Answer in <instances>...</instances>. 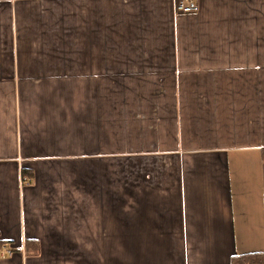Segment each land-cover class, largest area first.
<instances>
[{
  "label": "crops",
  "instance_id": "0c3cea01",
  "mask_svg": "<svg viewBox=\"0 0 264 264\" xmlns=\"http://www.w3.org/2000/svg\"><path fill=\"white\" fill-rule=\"evenodd\" d=\"M179 1L0 0V264L264 254V0Z\"/></svg>",
  "mask_w": 264,
  "mask_h": 264
},
{
  "label": "trees",
  "instance_id": "16d2710c",
  "mask_svg": "<svg viewBox=\"0 0 264 264\" xmlns=\"http://www.w3.org/2000/svg\"><path fill=\"white\" fill-rule=\"evenodd\" d=\"M24 175L26 172H23ZM11 242L0 241V250L6 247ZM27 256H39L41 254V248L39 246V241L35 239L26 240V244L23 247ZM230 264H264V254L262 252L246 253L243 255L234 256Z\"/></svg>",
  "mask_w": 264,
  "mask_h": 264
},
{
  "label": "built area",
  "instance_id": "2783aa9c",
  "mask_svg": "<svg viewBox=\"0 0 264 264\" xmlns=\"http://www.w3.org/2000/svg\"><path fill=\"white\" fill-rule=\"evenodd\" d=\"M198 5L194 0H181L178 2L175 11L181 15L194 14L197 12Z\"/></svg>",
  "mask_w": 264,
  "mask_h": 264
},
{
  "label": "rangeland",
  "instance_id": "374dc122",
  "mask_svg": "<svg viewBox=\"0 0 264 264\" xmlns=\"http://www.w3.org/2000/svg\"><path fill=\"white\" fill-rule=\"evenodd\" d=\"M16 249H19V248H16Z\"/></svg>",
  "mask_w": 264,
  "mask_h": 264
}]
</instances>
